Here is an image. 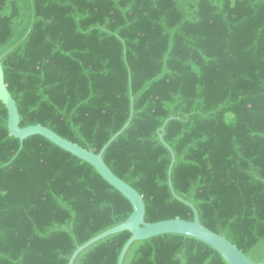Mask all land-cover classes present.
Wrapping results in <instances>:
<instances>
[{"label":"trees","instance_id":"1","mask_svg":"<svg viewBox=\"0 0 264 264\" xmlns=\"http://www.w3.org/2000/svg\"><path fill=\"white\" fill-rule=\"evenodd\" d=\"M0 59L21 128L98 154L132 106L104 163L141 195L147 223L193 221L168 186L164 126L176 195L264 262V0H0ZM7 120L0 102V264H68L129 218L90 165L41 136L11 137ZM129 238L102 239L73 264H117ZM122 264L226 262L169 234L133 242Z\"/></svg>","mask_w":264,"mask_h":264},{"label":"water","instance_id":"2","mask_svg":"<svg viewBox=\"0 0 264 264\" xmlns=\"http://www.w3.org/2000/svg\"><path fill=\"white\" fill-rule=\"evenodd\" d=\"M0 102L5 106L7 110V117H8L7 128L11 137L18 139L21 142L33 136H41L45 138L56 147L62 149L63 151L71 154L77 159L90 165L111 187H113L116 191H118L121 195H123L129 201L132 207L131 215L123 224L102 233L101 235L88 241L83 246L78 247L71 256L68 264H73L76 257L82 251H84L94 243L102 239H105L111 235L125 231L129 232L130 238L123 246L117 264H122L124 256L133 242L144 241L157 236L169 235V234L186 236L205 243L213 250H215L226 262V264H264V262L256 263L250 260L224 236L216 234L210 231L209 229L205 228L203 225H201L198 219V214L194 209V207L190 203L183 201L180 197L176 195L171 182V172L175 159H174L173 151L163 140L162 133L164 132V126L160 128L157 131V133L159 135L160 141L169 150L172 156L171 164L168 170V186L170 192L177 200L183 202L184 204H186L188 207L191 208L194 218L193 221H185L180 218L161 221L157 223H147L145 221V204L143 202L141 195L131 186H129L124 181H122L117 176H115L114 173L108 168V166L104 163L102 159V155L107 149V147L128 127L133 113L132 106H131L130 117L128 122L114 137H112L107 142V144L101 149V151L98 154H96L95 152L88 151L80 147L79 145L64 139L63 137L56 134L54 131L46 127H43L42 125L38 124L34 126L21 128L20 115L16 102L11 97L5 84L4 74L1 66V59H0ZM170 120L171 119H169L168 121Z\"/></svg>","mask_w":264,"mask_h":264}]
</instances>
